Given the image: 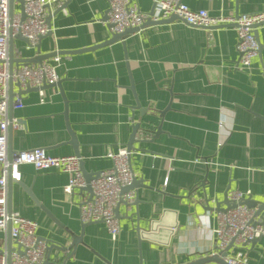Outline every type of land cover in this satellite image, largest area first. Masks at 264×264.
<instances>
[{"label":"crops","instance_id":"obj_1","mask_svg":"<svg viewBox=\"0 0 264 264\" xmlns=\"http://www.w3.org/2000/svg\"><path fill=\"white\" fill-rule=\"evenodd\" d=\"M182 1L216 16L264 10V0ZM138 4L143 11L153 6L151 0ZM106 8L105 0H58L48 10L50 32L40 39V52L77 50L109 39L101 19ZM12 9L20 12V3L14 1ZM256 30L261 48L245 71L237 66L235 26L202 28L175 18L123 41L60 54L56 72L62 93L57 86L43 89V103L37 91L22 94V105L12 109L17 123L11 150L42 147L54 156L75 154L69 126L90 172L109 168L108 151L126 148L139 124L129 160L141 181L133 189L135 204L117 207L115 238L102 222L82 224L78 200L88 192L65 193L67 174L20 166L11 210L37 222V235L46 243L44 261L185 263L215 254L218 211L207 208V201L214 208L228 189L264 202V24ZM12 42L17 58L35 56V46L26 48L18 37ZM160 218L164 227L156 239L139 240L135 225L148 228L150 220ZM4 241L0 233V248ZM241 247L247 264H264V237Z\"/></svg>","mask_w":264,"mask_h":264},{"label":"built area","instance_id":"obj_2","mask_svg":"<svg viewBox=\"0 0 264 264\" xmlns=\"http://www.w3.org/2000/svg\"><path fill=\"white\" fill-rule=\"evenodd\" d=\"M25 18L19 11L10 8L9 0H0V233L6 235L9 227L11 248H0V264H41L44 261L46 243L37 235L38 224L35 220L21 216L18 212L9 210L7 206L8 179L18 181L21 177L20 166L32 165L36 170H55L67 174V183L63 191L72 194L74 189H80L85 181L79 166V157L71 155L54 156L42 147L26 150L8 151L7 130L17 121L9 120V82L13 89L25 90L37 88L39 102L45 98L44 84L59 80L56 65L59 55L51 57L50 61L40 63L9 65V38L20 33L26 39V48L34 47L39 38L49 31L46 17L50 6L58 0H22ZM107 8L103 21L111 33H119L127 28L140 26L146 20L158 21L175 15L185 23L202 27L233 25L237 33L236 51L237 66L241 70L250 68L252 60L258 55V43L254 36L256 26L264 22V10L253 13H242L234 16L210 15L207 10H192L182 0H151L152 9L143 11L138 0H105ZM17 53V54H16ZM19 51L13 48V57H18ZM17 86V87H16ZM16 92V93H17ZM15 93L13 107H20L21 96ZM107 156L111 160L109 168L99 171L98 176L90 181L92 196L79 198V217L82 223L102 222L105 224L111 238L119 231L118 217L115 208L122 200L126 203L134 201L133 190L120 193L121 188L128 186L134 177L130 165V152L118 147L116 151L109 150ZM227 197L238 203L245 198L239 191H229ZM264 214V213H263ZM216 235V251H222L232 242L230 251L222 257L228 264H247L243 246L248 240L264 237V222L255 215V208H249L239 203L225 211H218Z\"/></svg>","mask_w":264,"mask_h":264},{"label":"water","instance_id":"obj_3","mask_svg":"<svg viewBox=\"0 0 264 264\" xmlns=\"http://www.w3.org/2000/svg\"><path fill=\"white\" fill-rule=\"evenodd\" d=\"M14 1H18L20 3V5H21V11H20L21 18L24 19L25 18V13H24L23 7H22L23 1L22 0H9L11 9H12V4H13ZM235 2H237V0H235ZM235 15H238V13H236ZM105 18H106V16H105V13H104V15L101 18L102 21H104ZM175 18H177V17L175 15H172L169 18L161 19V20H158V21H152V20L148 19L145 22H143L140 26L127 28V29H125V30H123L122 32H119V33H111V37L109 39H107V40H105V41H103V42H101L99 44H96V45H93V46H90V47H86V48L77 49V50H66V51L49 52V53L42 54L40 52V48H39V44H38L40 39L42 38V37H40L38 43L35 45V48H36L35 56L26 57V58H14L13 57V44H12L13 43L12 42L13 41V37H10L9 38V59H8L9 65H10V69L13 66V63H15L17 65L18 64H29V63H40L41 61H43V60H45L47 58L53 57L55 55L73 54V53H78V52L89 51V50L96 49L98 47H102V46L111 44V43H113L115 41H118V40H122L123 41L129 34L134 33V32H136V31H138L140 29H143V28L148 27V26L159 25V24L171 22ZM49 22H50V15L48 14L47 17H46V23L48 24V27H49V31L47 32V34L50 32ZM261 24H264V22L261 23ZM261 24H259V25H261ZM259 25H257L256 28ZM217 27H222V26H217ZM254 36H255L256 41L258 43V53H259L260 48H261V43L258 40L257 30L256 29L254 30ZM15 37H18V38L26 41V39L20 33H18ZM61 81L62 80H58V81H56L54 83L44 84L40 88L41 89H45V88H48V87L57 86L61 90V93H62ZM31 90L37 91L38 89L35 88V87L26 88L25 90H19L18 89V92L16 94L21 96L25 92H28V91H31ZM14 95H15V93L13 91V84L10 81L9 82V97H8V101H9L8 117H9V120H11L12 117H13L12 116V109H13V97H14ZM11 128H12V126L9 123L8 130H7V147H8V151H12L11 150V146H10ZM138 128H139V124H134L133 125L131 135H130V137L128 139V142L126 143V150L129 151V152L133 148V142L135 141V135H136V131H137ZM68 132H69V134L71 136L70 142L74 146V152H75L74 155H76V156H78L80 158V156L78 154V151L76 150V146L78 145L77 144V140H76L75 136L73 135V132L70 130L69 126H68ZM79 166H80V170L82 172V175H83V178H84V181H85V185L82 188H80V190H84V191L88 192V196L90 198L92 196V189H91L90 181L95 179L98 176L99 171H91L90 172V171L85 170L81 158L79 159ZM140 181L141 180L133 177L131 183L128 186H125V187L121 188L120 193L122 194V193H125L127 191L133 190L138 185V183ZM13 182L14 181H12L10 179H8V182H7V191H8L7 206H8L9 210H11V193H12V184H13ZM25 191L31 196L29 190L25 189ZM227 193H228V189L224 192L223 199L221 201H217L215 203L214 208L209 206L208 201H207V204H206L207 208L214 209L216 211H225V210H227L229 208H232V207L236 206L239 203H242V204L246 205L249 208H255V215L258 216L261 219V222H264V214H263L264 213V202H258L257 200L252 199L250 196H248V197L244 198L242 201L236 203V202L230 200L227 197ZM135 201H136V199H134V201L131 202V203H126V202L121 200L118 203L117 207L119 206L120 203H123V204H126V205L130 206L132 204H135ZM117 207L115 208V213H116V216L118 217V209H117ZM82 224H86V223H82ZM160 226L164 227V224H163L161 218L159 220H150L148 228L141 227L139 225V223H137L135 225V230H136V232L138 234L139 240H141V239L153 240L154 238L156 239L157 233L161 230ZM174 227H175L174 225L169 226V228H170L169 232L173 231ZM74 240H76V239H74ZM257 240H259V238H253V239L248 240L245 244H247V243L253 244ZM5 243H6L7 249H10L11 248V237H10V233H9V227H8V229L6 231ZM231 246H232V242H230L229 245L227 247H225L224 250L219 251L216 254H207L205 256H200V257H198V258H196L194 260H190L188 262L181 263V264H205V263H208V262H216L218 264H228V263H226L223 260L222 257H224L227 254V252L231 248ZM41 264H48V261H43Z\"/></svg>","mask_w":264,"mask_h":264}]
</instances>
